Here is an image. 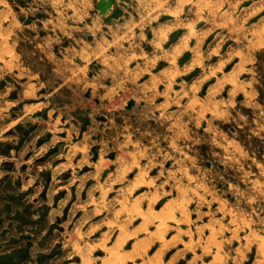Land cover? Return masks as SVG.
<instances>
[{
  "label": "rangeland",
  "instance_id": "obj_1",
  "mask_svg": "<svg viewBox=\"0 0 264 264\" xmlns=\"http://www.w3.org/2000/svg\"><path fill=\"white\" fill-rule=\"evenodd\" d=\"M0 176V264H264V0H0Z\"/></svg>",
  "mask_w": 264,
  "mask_h": 264
},
{
  "label": "bare ground",
  "instance_id": "obj_2",
  "mask_svg": "<svg viewBox=\"0 0 264 264\" xmlns=\"http://www.w3.org/2000/svg\"><path fill=\"white\" fill-rule=\"evenodd\" d=\"M165 217V216H164ZM168 217H169V215H168ZM119 260H121V259H119ZM113 262V261H112Z\"/></svg>",
  "mask_w": 264,
  "mask_h": 264
},
{
  "label": "crops",
  "instance_id": "obj_3",
  "mask_svg": "<svg viewBox=\"0 0 264 264\" xmlns=\"http://www.w3.org/2000/svg\"><path fill=\"white\" fill-rule=\"evenodd\" d=\"M1 177V176H0ZM0 253H1V251H0Z\"/></svg>",
  "mask_w": 264,
  "mask_h": 264
}]
</instances>
